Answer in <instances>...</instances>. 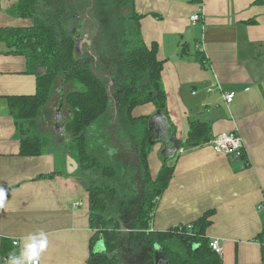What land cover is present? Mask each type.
<instances>
[{
	"label": "crops",
	"instance_id": "0c3cea01",
	"mask_svg": "<svg viewBox=\"0 0 264 264\" xmlns=\"http://www.w3.org/2000/svg\"><path fill=\"white\" fill-rule=\"evenodd\" d=\"M17 1L0 0V27L31 25L9 12ZM130 11L141 15L138 23L133 20L143 43L158 45L174 139H183L189 123L200 120L210 124L212 136L237 132L246 153L245 160H239L208 145L185 149L157 200L150 229L186 224L212 209L206 235L219 240L222 263H260L262 242L258 236L264 229V214L257 212L256 205L264 199V0H134ZM196 12L201 19L191 23L189 16ZM7 51L0 41V188L7 192L5 206L0 208V264L10 254L18 255L30 242V234L40 232L47 236V247L39 264H87L94 234L89 225V194L84 181L66 172L68 145L55 122L57 111L62 116L61 104L50 117V100L38 116L35 130L39 135L42 132L43 140L52 138L62 147L53 150L43 141L40 155L20 156L19 133L2 96L33 94L35 77L25 73L23 56ZM230 92L235 96L228 104L223 95ZM155 111L147 103L135 107L132 115L150 116ZM62 118L59 125L65 121ZM118 121L122 126L126 119ZM116 122V118L112 120L111 134ZM44 131H48L47 137ZM101 135L97 131L99 144H112L111 137L105 142ZM160 150L161 145L156 144L148 154L152 176L161 166ZM52 173V177L39 178ZM75 202L81 205L73 207ZM93 246L95 251L103 250L102 242ZM3 247L8 256L1 252ZM156 264L165 261L159 258Z\"/></svg>",
	"mask_w": 264,
	"mask_h": 264
},
{
	"label": "trees",
	"instance_id": "16d2710c",
	"mask_svg": "<svg viewBox=\"0 0 264 264\" xmlns=\"http://www.w3.org/2000/svg\"><path fill=\"white\" fill-rule=\"evenodd\" d=\"M38 3L39 0H18L9 10L20 18L32 19L30 26L0 27V41L8 48L6 53L25 58V73L34 75L35 91L33 94L5 95L2 98L19 133V155L33 157L41 154L44 141L36 132L35 123L49 103L58 78L84 87L83 90L73 89L66 93L65 103L70 109V117L63 123L69 155L77 162L79 172L90 177L85 185L90 203L89 225L94 234L89 244L87 264H124L122 260L125 254L133 256L136 245H141L146 255L147 262L142 261L143 264H156L159 258L165 264H223L222 257L210 247V239L206 235L212 209L186 224L166 230L150 229L157 200L168 187L175 162L181 155L175 152L168 159L160 155L161 166L152 176L148 165L151 149L148 137L152 133L148 128L149 115H132L135 107L147 103L168 115L167 95L161 79L163 62L157 58L158 45L152 42L147 46L140 36L137 44L132 45L127 32L112 41L114 50L118 52L117 61L125 67L127 75V78L123 77L122 86L112 93L109 83L92 65V56L76 55V32L63 24L67 15L65 8L47 10L46 14L44 12L40 16L37 15ZM113 3L117 7L129 5L132 8L134 0H113ZM140 17L133 11L129 18L138 23ZM137 31L139 33V25ZM114 107L116 115L124 116L128 123L126 131L119 138L110 132ZM99 121L101 126L98 131L102 134V141L106 142L112 135L111 146L114 143L118 150L134 152L133 168L137 175L135 181L139 186L140 200L130 208L129 215L124 219L104 214L116 199L117 189L100 183L97 176L111 179L116 177L117 171L110 162L101 163L91 146L92 140L88 137L90 126ZM212 137L210 124L195 120L189 123L185 137L175 139L174 143L176 150H188L209 143ZM172 158L175 160L169 163ZM238 159L245 160V156L241 155ZM245 164L248 165V161ZM258 238L264 241V229ZM96 241L102 242L104 250L95 251L93 245ZM5 250L3 247L1 252L8 256L10 253ZM258 264H264V245L262 260Z\"/></svg>",
	"mask_w": 264,
	"mask_h": 264
},
{
	"label": "rangeland",
	"instance_id": "374dc122",
	"mask_svg": "<svg viewBox=\"0 0 264 264\" xmlns=\"http://www.w3.org/2000/svg\"><path fill=\"white\" fill-rule=\"evenodd\" d=\"M60 7L65 8V11L67 13L65 17V23H63L65 28L74 30L78 34H81L85 28L89 29L90 35L92 36V44L86 42L83 43L82 50H91L93 53H96L97 60H95L92 65L95 66L97 73L105 78V80L109 83L110 91L112 93L116 92V90L123 84V77L127 78V75L125 67L121 66L119 61H117L118 52L114 50L112 41L115 40L118 36L124 34V32H127L129 34L132 45L137 44V40L139 39V33L136 29L135 21L129 18L132 12L130 11V6H113V0H93L92 2L91 0H48V2L46 0H39V3L37 4V15L43 16L42 13H44L45 11L57 10ZM86 14L88 16L87 20L83 19L84 22H82V24L78 23V16L79 19H82L86 17ZM26 20L32 23V19L27 18ZM73 89L83 90L84 87L77 83L73 85L69 81L67 82L62 78H58L49 99V101L52 100L53 102L50 106V117L54 115L53 108L55 106H59V104H61L60 109L64 119L66 120L70 117V109L65 103V95L68 91ZM47 108L48 106L46 105L43 110ZM116 113H114L113 111L112 119L116 118L117 122L116 125L113 126L114 129L112 135L119 138L122 132L121 127L127 128L128 123L125 122V124L121 126L118 120L120 118H123L124 116H117ZM167 116L169 118V115ZM50 121L51 123H53L52 118H50ZM101 121L90 126L88 137L92 140L91 146L99 156L101 163L110 162L117 171L116 177L111 179H104L102 178V176H97L100 183L116 187L117 189L116 199L109 205L104 214L107 217L124 219L129 215L131 211L130 208L134 207V205H136V203L140 200L139 186L137 184V181H135L137 175L134 172L133 168L134 164L132 153L134 152L124 151L122 149L118 150L116 149V147H114V143L112 146L109 142L104 143V145L99 144L96 141L98 130H95V127L101 126ZM49 127L52 130L51 124L49 125ZM125 131L123 129V133ZM46 133H48V131H44L43 135H46ZM60 134L62 135V137L66 136L65 131L60 132ZM40 135L42 136V132H40ZM47 140L50 142L51 146L47 143ZM47 140H44L45 147H50L53 150H59L60 147H62L57 145V141L53 142L52 138H49ZM205 145L212 147L211 143H207ZM153 146H151V149ZM126 149L130 150V148ZM66 150L68 152V148ZM241 155L245 156L246 158L245 152ZM70 157H72V155ZM174 160L175 159L172 158L168 162L172 163ZM160 161L162 160L160 159ZM72 174H74L76 177H79L82 181H84V183L85 181H88V174L83 175L79 172L78 169H76ZM261 244L264 245V241ZM132 255L133 256H129L128 254H125V258L122 260L124 264H143L142 261H144L145 263L147 262L145 260L146 255L143 252L141 245H136L134 247ZM218 255L221 256L222 254Z\"/></svg>",
	"mask_w": 264,
	"mask_h": 264
},
{
	"label": "water",
	"instance_id": "95a60500",
	"mask_svg": "<svg viewBox=\"0 0 264 264\" xmlns=\"http://www.w3.org/2000/svg\"><path fill=\"white\" fill-rule=\"evenodd\" d=\"M85 40H86L85 35L83 36V38L75 39L76 55L83 54L82 44ZM86 41L87 43H90L89 40ZM113 105L115 106V99H113ZM114 113H116L115 107H114ZM112 120L114 122L115 118ZM62 121L63 118L60 112L57 111L55 122L59 132L64 131V123H61L59 125V122ZM148 128L152 130L151 135L148 137L149 145L153 146L156 144H160L161 145L160 155H162L165 159L172 157L176 152V145L174 143L175 139L172 133V125L169 122L168 116L165 113L161 112L160 110H156L155 113L149 116ZM65 165H66L67 174H72L76 169H78L77 162L72 157H70V155L66 156Z\"/></svg>",
	"mask_w": 264,
	"mask_h": 264
},
{
	"label": "built area",
	"instance_id": "2783aa9c",
	"mask_svg": "<svg viewBox=\"0 0 264 264\" xmlns=\"http://www.w3.org/2000/svg\"><path fill=\"white\" fill-rule=\"evenodd\" d=\"M201 19V14L199 12L193 13L189 16V20L191 23H195ZM202 50V48H201ZM219 88V86H217ZM208 90H211L209 87ZM235 93H225L223 95L226 103H231L234 99ZM212 144V147L217 152H221L226 155H231L233 159H238L241 157V152L244 151L243 148V139L237 132L234 131H223L218 134H215L212 137V140L209 142ZM178 154L184 153L183 148L176 150ZM244 166H247L244 164ZM81 205V202L73 203V207H78ZM256 210L259 213L264 214V199L260 203L257 204ZM13 245L17 246L18 241H13ZM210 247L217 253L222 254V247L219 244L218 239H211L210 240Z\"/></svg>",
	"mask_w": 264,
	"mask_h": 264
},
{
	"label": "clouds",
	"instance_id": "9594fccd",
	"mask_svg": "<svg viewBox=\"0 0 264 264\" xmlns=\"http://www.w3.org/2000/svg\"><path fill=\"white\" fill-rule=\"evenodd\" d=\"M6 197V190L0 188V208L5 206ZM37 235L41 237L39 240ZM27 239L30 242L23 245L18 255L15 253L10 254L5 264H39L40 255L47 247V236L45 233L40 232L38 234H30Z\"/></svg>",
	"mask_w": 264,
	"mask_h": 264
},
{
	"label": "flooded vegetation",
	"instance_id": "af4514ba",
	"mask_svg": "<svg viewBox=\"0 0 264 264\" xmlns=\"http://www.w3.org/2000/svg\"><path fill=\"white\" fill-rule=\"evenodd\" d=\"M92 1H93V0H91V2H92ZM113 6H114V3H113ZM77 16H78V15H77ZM87 18H88L87 14H86V17H84V18H82V19H79V16H78V23H81V24H82V22H84V20H87ZM83 19H84V20H83ZM90 21H91V19H90ZM84 35H85V37H86V40H89L90 43L92 44V36L90 35V32H89V29H88V28H85V29L82 31L81 34L76 33V38H75V39H77V38H83ZM94 36H95V35H94ZM86 40H85L83 43H85V42L87 43ZM82 47H83V44H82ZM82 51H83V50H82ZM85 54L92 56L93 62H94V60H97V56H96V54L93 53L91 50L83 51V54H82V55H85ZM94 58H95V59H94Z\"/></svg>",
	"mask_w": 264,
	"mask_h": 264
},
{
	"label": "bare ground",
	"instance_id": "6f19581e",
	"mask_svg": "<svg viewBox=\"0 0 264 264\" xmlns=\"http://www.w3.org/2000/svg\"><path fill=\"white\" fill-rule=\"evenodd\" d=\"M244 151H245V148H244ZM257 206V205H256Z\"/></svg>",
	"mask_w": 264,
	"mask_h": 264
}]
</instances>
